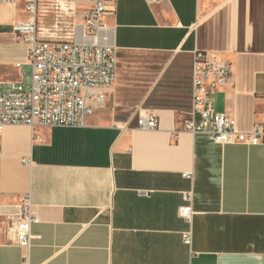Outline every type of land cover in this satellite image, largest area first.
<instances>
[{
	"label": "crops",
	"instance_id": "1",
	"mask_svg": "<svg viewBox=\"0 0 264 264\" xmlns=\"http://www.w3.org/2000/svg\"><path fill=\"white\" fill-rule=\"evenodd\" d=\"M25 3L0 2V82L21 79L16 63L26 62L28 44L12 25L30 18ZM108 7L102 34L115 47L116 72L106 104L82 127L2 132L0 264H264V143L221 144L182 127L192 110L195 50L231 63L208 103L240 131L262 119L264 0ZM146 113L157 128L139 127ZM185 192L190 221L177 212ZM25 194L37 217L28 247L9 232Z\"/></svg>",
	"mask_w": 264,
	"mask_h": 264
},
{
	"label": "built area",
	"instance_id": "2",
	"mask_svg": "<svg viewBox=\"0 0 264 264\" xmlns=\"http://www.w3.org/2000/svg\"><path fill=\"white\" fill-rule=\"evenodd\" d=\"M17 1L0 0L7 4ZM88 1L82 23L71 28L69 37L60 38L56 23L49 30L39 26L37 18L48 10L57 15L70 13L73 2L52 0L44 4L40 0H26L30 18L15 22L12 29L18 40L28 44L27 58L24 63H16L21 71L19 81L0 82V142L4 128L9 125H27L32 130L85 126L87 117L108 101L115 82L116 50L102 31L103 16L110 11L111 0ZM231 74L228 60L214 52L194 51L192 110L183 116L182 127L191 133H205L221 144L264 143V114L250 131H240L232 117L208 103V95L224 86ZM138 125L142 129H155L158 119L152 113L140 114ZM184 200L177 212L190 221L193 214L190 192H185ZM36 221L29 194H25L20 212L9 229L12 241L28 247L32 238L30 227ZM182 237L185 244H190L189 230Z\"/></svg>",
	"mask_w": 264,
	"mask_h": 264
},
{
	"label": "rangeland",
	"instance_id": "3",
	"mask_svg": "<svg viewBox=\"0 0 264 264\" xmlns=\"http://www.w3.org/2000/svg\"><path fill=\"white\" fill-rule=\"evenodd\" d=\"M80 1H74L73 9L70 13L65 14L64 12L55 14L54 11L48 10L45 11V13L40 14V16L37 18L38 25H43V18H46L45 25H43L45 28L51 30V25L53 23H56L57 25V31L58 36L60 38L69 37L68 33L75 25H79L82 23V17L81 14L84 10L83 7H79ZM81 4V3H80ZM49 16V17H48ZM82 20V21H81Z\"/></svg>",
	"mask_w": 264,
	"mask_h": 264
}]
</instances>
